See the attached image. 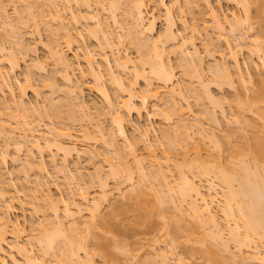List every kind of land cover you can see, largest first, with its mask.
Segmentation results:
<instances>
[{"label":"bare ground","instance_id":"1","mask_svg":"<svg viewBox=\"0 0 264 264\" xmlns=\"http://www.w3.org/2000/svg\"><path fill=\"white\" fill-rule=\"evenodd\" d=\"M11 1L12 0H10V2ZM19 1L21 2V0ZM22 1L23 3L25 1L24 5H30L31 2L40 3L38 0ZM46 1H48V6L50 5L51 8V12L49 10V19L51 18L52 20L50 19V21H54L56 24H53L58 25L57 27L52 28L49 20L47 21L46 16L48 17V15L44 13L45 10H43V12L42 10L36 12L35 7H37V5L34 6V4L31 3V7H28L29 5L26 6L29 8H27V14L29 16L33 15V17L30 18L32 22H34V20L37 21L38 19L41 24L39 22H36V24L39 23L42 25L43 23L46 26H51V28L49 27L48 29L49 31L51 30L50 32H52L54 36V38L53 36L52 38L53 40L55 39L56 44L54 47L48 48L52 55L49 57H52L55 61V65L60 67L58 73L60 72L59 74L61 75L62 80H65L66 83L64 89H59L58 86H55L58 90L53 88L56 92L52 89V93H55L54 95L56 98L57 92L63 90L62 96L65 94V97L69 102L64 100L65 97L62 99L61 96L59 98L68 103L60 102V100L53 102L55 98L53 99L54 95L51 94V96H53H50L51 100L44 101H47V106H49L50 109H53V113H50L49 110L48 112H45L47 111V109L45 110L47 107L45 106L46 104L40 106V108L39 106H36L37 104L32 105L31 102H29L30 104L25 102L23 100L24 94L27 93H25V88L27 89L29 85L27 86L26 84H30V81L25 84V87L24 85L14 84L11 77V73H15L20 66V60L18 59L16 52L13 51V48H17L19 45L26 50L25 47L27 45L23 46L24 43L22 42L23 35H19L20 39L17 40V42L21 40L22 44L19 41L20 44L19 42H15V45L11 44L6 46V44L0 41V80L8 89V92L11 95L10 97L12 98V101L9 100V102L13 105L12 107L7 105L8 107H5V109L8 108L10 110L11 108H14V112L12 111L11 113L9 111L10 115H8L9 117L7 119L0 114V139L4 142L6 149L14 147L17 150H15L17 153L22 152L23 150L27 151V162L23 165L24 167L22 169V171L25 169L26 172H24L26 176L31 172L28 170L38 171L41 175L42 173L44 175L47 174L46 162L43 159L37 161L34 158V151L42 153L44 149H50V152L54 149L63 154L64 159L61 163V169L57 167L58 163L54 157L52 158L51 165L53 168L57 167L56 169L54 168L57 171L56 173H63L66 178H69L72 181V184L79 187L82 186V182L85 184L84 180H86V175L84 176V173L79 170L75 173L68 165V158L76 155L79 158L82 156H88V159L92 161L99 159L102 154L95 148L93 150H87L85 148L83 149L81 146L83 144L80 145L83 139L89 141L88 139H90V136L94 132L99 136V138H95L96 140L98 139L97 142H99L101 138L102 144H105L103 146H105L106 152L109 154V156L107 155L105 157V161L108 163V171H104L105 169L101 165L96 166L95 169L98 168L96 171L94 170L95 173L93 172L92 175L98 181V192L90 197V194L83 190L84 192H81L79 195V198H81L80 202L76 201L75 197H72L73 203H69L64 199L55 198L51 194L49 182L44 179V176H42L43 180H40L42 178H38L39 180L36 179L37 182L35 183L37 184V187L35 185V192H31L32 194L30 193L31 195H29L31 201H33L32 203L35 204L33 206L36 208L33 210L38 218L36 223H34L30 229L31 233L27 234L26 228L22 227L18 220H13L9 215L11 209L14 207L11 199L15 196L9 198L8 194L13 191V195H17L18 191L13 189L14 185L12 182H7L5 180V173L1 172L3 167L1 166L0 264H96V257L103 259L104 261H102L105 264H113L114 262L112 261L114 258L112 257L117 255L116 252H121L126 256H132L130 249L123 244L122 239L124 235H128L125 231L131 233V236L136 237L139 236L141 232L144 233L145 231L143 230H147V228L151 229V233L162 232L161 237L166 238V240L167 238L169 239L168 241L165 240V244L169 246V249L166 247L165 251L164 247L162 252L161 250H157L158 245L156 242L159 238L154 237L149 241V246L152 247V252L154 251L153 253L150 252V255L154 258L150 256L151 258L148 259L152 262H146L147 264H194L192 259L196 257H199V259L203 258V261L205 262L202 264H264V80H262L259 88L255 90L256 92L254 91L253 96L247 99L246 95L245 99L247 100L238 103V113L236 112L232 117L227 115L228 118L225 115L226 111L221 109V114L224 115L222 116L225 117L228 122L237 124V127H239V124L240 126H244L243 123L247 126L250 125L249 122L251 121L247 118L248 114L249 116L252 115L254 117L253 119H257L255 126H253V122H251V124H253L251 126L255 128L256 133H254L258 140L254 139L253 141L256 142L251 146L248 143L247 145L249 147L246 146L247 148L241 147V149H239L235 147V149H238V156L233 153L229 154L226 158L227 162H224L221 158L228 149L225 150L223 141L227 140L226 138L230 135H226V138L224 137L225 140L221 143L220 140H217V136L214 135L215 133L212 130L213 133L210 132L209 129L204 128V124L199 120L200 118H197L198 123L195 121L192 123L193 120L190 122L189 120L191 118L188 120L186 116L188 112H184L183 109V107H185L187 111L189 109L191 110L189 97L195 98V100H197L196 102L201 101L202 104L205 101L206 103H210V106L212 104L213 108H210V106L209 108L205 107L203 110L204 117L207 120L216 123L214 125L220 123L218 122L219 120L217 121L216 116V108L220 106V101L219 98H215V95L211 92L212 90H209V85L205 84L206 81L202 79L205 75L203 71H206L204 69L207 67L204 68L206 65L203 66L202 55L199 54V49L195 44V38L191 35L190 37L192 39L194 38V40H192L187 35H183L179 28H177L178 19L174 14V9L178 7L177 4H179V0H155L156 5L163 12V29L160 33H157V35H155L154 32L158 17H155V14L150 15V18L147 16L149 15L147 0H125V10L123 8L124 12L122 13L125 16V21L123 20L124 27L121 28L124 29L126 27L124 29L126 34L125 37L128 36L126 38H129L138 46V50H136L141 54L138 55V63H136V59H133L130 54L123 55L121 48L115 46L117 44L116 41L121 45L122 38L117 39L115 37V33L109 26L110 22L108 23L107 21L109 18L110 21L112 20L111 23L114 26L115 24L118 26L120 25L118 12L121 8H119L120 3L124 0H94L95 2H92V0ZM235 1L240 7H242L243 15L232 12L230 14L231 20H229L227 16L222 18L219 10L213 6L209 0H203L208 15L211 20L217 24V29L220 33H222L228 25H230V28L233 30L236 28V31L237 29L244 28L239 32L238 39L242 38L239 41V44L242 43L240 47L245 46L249 48L248 53L250 56H256V54L260 53V55H257L260 61L259 63H256L251 59V62L248 61L247 65L249 68L255 70L259 67L264 68V48L262 47L263 45L260 44L261 41L259 43L258 38V40L252 39V35L250 36L248 32H245L252 29L255 25L258 26L261 24L264 26V23H261V17H263L262 15L264 14V6L263 8L257 6V8L259 7V9L256 8V10H258L257 12L254 10L255 14L257 13L256 18L253 17L252 12H254L253 8L256 7L254 3L257 4V2L253 3L252 0ZM261 1L264 2V0ZM4 2V0H0V29L4 28L7 31L9 30L13 35L15 34L14 36L16 38V35L19 34V24L22 25L24 21H18L19 24L16 21V23H13V19H10L11 16L7 13L9 10L7 4ZM47 3L44 4L47 5ZM93 3L96 5V8L98 7L99 12L96 8V13L93 11ZM75 4L77 6L79 5V7L85 8L84 13L76 15L77 13L73 10V5ZM39 5L37 8L41 9L43 5L40 7ZM48 6H46V8H48ZM15 7L14 12H16V16L24 12H20L18 8L16 9ZM32 10H35V13L38 14H32ZM17 11H19V14H17ZM101 11L107 12L108 18L102 17ZM67 15H71V20H75L77 22L76 24L80 23V19L85 22V24L87 23L86 25H88L90 29L86 31L88 32L86 34L91 36L93 40L96 39L95 41L100 42V45L107 49L103 64H105L104 66L111 85H114V90H117V93L119 92V94L123 96L122 99L112 98L110 92L104 86L105 84L102 83L103 75L101 73V68L97 69L95 62L92 59L87 58V68L86 70L78 69L79 74L82 79L87 76L92 80V85L89 86V88L102 97L107 109L104 112L97 110L98 115L95 113L97 117L90 111L91 109L87 107L88 105L83 100L85 82L75 80L76 68L73 67V63L67 57L65 50L63 51V49L60 48L61 44L59 40L61 39L66 47H68L67 50H71L74 49V46L84 37L82 30L76 29L75 31L73 27H70L72 24L70 25L69 23H66ZM37 16H39L40 19L37 18ZM21 17L23 18V16ZM21 19L19 18L18 20ZM253 19L255 21H252ZM180 20L183 23V28L186 29L187 23L182 19ZM73 24V26L76 27L75 23ZM17 27H19V29H17ZM37 28L39 29L40 27ZM16 29L18 31H15ZM195 31H197V29L196 27H193L192 32H194V34ZM20 34L22 33L20 32ZM5 41L6 39L4 42ZM225 43L227 51H229L228 53L233 59V64L232 66L230 63L228 64L227 59L224 60V62L221 61V64H216L217 66L213 67L214 75L212 77L214 79L210 84H214L213 86L218 90L233 88L234 91H236L235 89H240L239 92L241 91L242 94L244 92L247 93L246 89L249 87H247V83L253 81V76L242 69L243 67L240 65L237 50L234 48L233 44H231L232 42L229 41V39H225ZM12 45L14 46L13 48L10 47ZM108 52H111L115 57L116 69L110 64ZM169 52H179L180 59L187 60L185 67L187 65L189 66V59H191V63L193 64L191 57L195 59L196 64L192 65L190 63V66H193V71L197 74L196 77L201 79L198 78L199 82L196 80L198 85L193 83L194 86L186 84L185 87L178 89L175 88V67L172 65V60L170 61L167 57ZM6 61L7 63L5 64ZM184 62H182L183 65ZM41 63L42 62H37L36 66L42 70L44 64ZM196 65L197 67H195ZM33 66L35 65L33 64L31 67ZM36 66L35 68L37 69ZM190 66L189 68H191ZM196 68H198L200 72ZM121 69L125 73L132 74L133 79H131V81H134L126 82L123 79V76H121V72L119 73V70ZM209 70L211 71L212 67ZM141 79L146 83L144 91L146 94H144V96L142 95V97L138 96L136 91V85ZM153 81L157 82L162 87L170 88L172 86V89L171 91H167L164 97L162 96L163 98H160V95L162 94L154 88ZM47 84L49 85L50 83ZM15 86H18L17 88L20 89V98L17 97ZM52 86L54 85L52 84ZM35 90L34 92L38 94L39 92H37V89ZM60 91L58 93H61ZM183 91L186 93L185 95ZM186 95L189 97L187 98ZM138 97H140V99ZM151 97L160 99L159 101L161 102V105L167 107L173 114L179 115L180 118L176 120V123H173L174 127L171 125L172 129L167 128L166 132L163 133L168 141V148L162 151L160 156L157 152H153L151 154L153 160L147 159V162L148 160H152L151 162L149 161L150 163H147L145 161V156L142 154L139 155L136 150L137 147L135 148L133 145L134 143L130 142L131 140L129 139L126 126L128 123V117L133 115H136L138 120L142 119L144 114H146L148 118L150 116L152 117L151 113L148 111V104ZM178 99H181V101ZM58 101L59 104L57 105L56 103H58ZM176 101H178V103H184L185 101V104L179 105ZM60 103H62L63 106L64 104H69V109L78 107L76 109L79 110L76 111L83 115L86 119L84 120L87 121V123H91L89 126L93 129L92 134L89 127H87V129L84 128V131L82 129L81 135L76 134L71 127V129L67 126L52 128L42 125L39 123L41 121L36 123V119L34 120V118V121H31V116L39 115L41 116L39 119H41L43 116L58 114L57 107L62 106ZM205 105L208 106L207 104ZM156 110H160L161 113L164 111L163 107L162 109ZM164 112L161 115H165V120H173V117H171L173 116L172 114L170 116V114L166 112L164 114ZM246 112L248 114H246ZM101 115L110 116L112 124L111 128L100 123L99 119ZM184 115L186 118L183 117ZM83 117H81L82 120ZM244 117L249 122L244 120ZM94 121H96V125H94L95 129L92 125L95 124ZM201 123L203 126H200ZM196 129H198V132ZM89 130L90 132H88ZM144 134L145 137H147L149 135V130L145 129ZM196 135L197 139L194 140V136ZM92 136L91 138L93 139ZM79 137H82L83 139L81 140ZM79 139L81 142H79ZM229 139V143L233 144ZM120 141L125 144L121 142L122 146ZM242 142L243 141L241 140L240 143ZM145 146L149 147L150 144L146 143ZM203 147H205V153L202 152ZM178 150H183V153L180 154L181 157L177 154ZM140 156H144V158H141ZM4 157L0 158V165L5 164L6 157ZM17 157L18 159H16ZM17 157L14 158V161L18 162L21 159L18 155ZM132 169L135 170L136 173L135 171L132 173ZM133 175L135 177L138 176L136 177L137 179H134ZM148 177L150 179L152 178V183L148 182L150 181ZM110 178L113 180L116 179V181L117 179H125V181H129L134 192L138 189L141 190V192H144L146 189L148 191H145L144 194L141 195L138 190L141 198L140 195L137 198L136 196L138 195H134V192L130 191L133 192L134 195L132 198H137L134 199L136 201H134V205H129L133 208L126 209L131 211L124 210V206L122 207L123 210L118 209L119 211H115V213L111 211L112 213L110 212V215L107 213L109 216L106 218V215L102 214L104 213L102 206L103 203L108 202L110 196L114 195L112 192L116 190L119 191L120 199L118 200H121V202L126 199L121 198H124L127 193L126 191L123 193L122 189L120 191L121 184L120 188L117 185L115 186L116 188L113 186L111 190L109 185ZM138 178H141V180H143L142 182L148 183L143 184ZM144 179L149 180L144 181ZM135 180H138V182L136 183ZM155 182L157 184H155ZM145 185H147L148 188H144L146 187ZM78 189L80 190V187ZM130 192L127 194L131 197L133 195ZM138 192H135V194H138ZM120 193L122 194V197ZM128 195H126V197H128ZM111 200L112 199H110L109 202ZM131 200L128 198L130 203ZM41 201L44 203L43 206H40ZM40 207H42L43 211ZM39 211H49L48 213H50L49 215L51 217L45 213V216L40 219L39 215L37 216V214L40 213ZM85 211L88 214L85 215L87 216V219H84L83 217L85 216L82 215ZM170 212H172V214L174 213L173 216L169 215ZM64 218H68L66 220L70 219L69 224L68 222L66 223ZM7 228L10 229V237L7 236ZM152 230L154 232H152ZM123 232L125 234L121 236ZM187 242L195 243L191 249L189 248L192 253L187 251L190 255L189 257L183 258L181 256V258L178 256L176 257L177 262L173 263L168 255H174L175 259L174 249L182 247L183 245L187 246ZM193 243H188V245H192ZM230 243L234 244V251L230 249ZM195 245H198V247L194 248ZM34 248H37V250ZM161 248L159 247L158 249ZM8 250H10V253H8ZM115 250L117 251L114 253Z\"/></svg>","mask_w":264,"mask_h":264},{"label":"rangeland","instance_id":"2","mask_svg":"<svg viewBox=\"0 0 264 264\" xmlns=\"http://www.w3.org/2000/svg\"><path fill=\"white\" fill-rule=\"evenodd\" d=\"M4 1H5L4 3L7 4V7L9 9V10L7 9L8 10L7 13H8V15L11 16L10 19H13V21H14L13 23H16L18 21H24V22L26 21L25 23L23 22L22 25L19 24V22H18V24L20 25V26L18 25L20 27V29H19V27H17V29H19V31L17 29L15 30V31H18L19 32V34L17 32H15V33L18 34V35H16L17 36L16 38L14 36L15 34L13 35L9 30L8 31L10 33L6 29H4V28H1L0 29V31H1L0 32V38H1L0 41L2 43L6 44V46H9L11 44L15 45V42H17V40L20 39L19 38V35H23V38L21 37L22 40H23L22 42L24 43L23 46L27 45L25 47L26 50L24 49V47L22 48L18 44L17 45L21 49L17 45H16L17 48H15L13 45L10 46L11 48L14 47L16 49L15 50L13 48V51L16 52V54L18 56V59L20 60L19 61V64H20L19 68L16 70L15 73L14 72L11 73L12 81L14 82V84L24 85L25 87H26V85L27 86L29 85V86L33 87V88H31V87L28 86L27 89L24 87L25 88V93L27 92L26 94H24V99L23 100L25 102H28V103L31 102L32 105L37 104L36 106H39V107L40 106H44L45 104H46L45 106H47V103H46L47 101L45 102L44 100H51V97H53V96H51V94H53V95L55 94L54 92L52 93V89L53 88H56L55 86H58L59 89H62V88L64 89L66 87L65 86L66 85L65 80L63 81L62 78H61V75L59 74L60 72L58 73V69L60 67H57L55 65V61L53 60V58L52 57H49V56H52V55H51V53H50V51H49L48 48L49 47H54L55 44H56L55 39L53 40L54 36H53L52 32H50L51 30L49 31V29H48L49 27L51 28V26H49V25L46 26L43 23H42V25H40L41 22H39L40 20L38 21V19H37V18L40 19L39 16H37V18H36L37 21L34 20V22H32V20L30 18L33 17V15L29 16L27 14V12H28L27 8L32 6L31 5L32 2L30 3V1H29V3H30L31 6L29 4H28L29 5L28 6L27 4L24 5L25 4V1L23 3L22 0H21V2L19 0H12L11 2H10V0H4ZM38 1H40V3L37 2V3H32V4H34V6L37 5V7L40 4L39 5V7H40L44 3H47L48 2L46 0H38ZM209 1L211 2V4L213 6H215L219 10V13L222 16V18L225 17V16H227L228 19L231 20L230 14L232 12H236L237 14L243 15V11H242L243 9H242V7H240L239 4L235 0L234 1L236 3L233 0H209ZM252 1H253V3L254 2H257V4L254 3L256 5V7L253 8V11L254 10L256 12L258 11V10H256L257 6H261L263 8L264 2H262L261 0L260 1L252 0ZM26 2H28V1H26ZM92 2H95V1L92 0ZM124 2H125V0L120 3L119 8L120 7L121 8L119 9V12H118L119 13L118 20H120V23L119 24L120 25H123V26H120V25L118 26L116 24L114 26L111 23L112 20L110 21V19L108 18V15H107L108 13L105 12V11H101V13H102V17L108 18L107 21H108V23L110 22L109 23V26H110V29L115 33V37L117 39L118 38H120V39L122 38L121 45H119V43L116 41L117 44L115 46L117 48L118 47L121 48L123 55L124 54H130L133 59H136V63H138V61H137V59H139L138 58V55H141L137 51L138 50V46H137L136 43H133L129 38H126L128 36L125 37L126 34H125V30L124 29L126 27L124 29L121 28V27H124L123 20L125 21V16L122 14L124 12V10H125V3L126 2L125 3ZM178 2H179V4H177L178 7H176L174 9V14H175V16H177V19H178L177 28H179V30L181 31V33L183 35H185V36L187 35L188 37H190L192 35V37L195 38V41H196L195 44L197 45V47L199 49V54L202 55V60L204 61V62L202 61L203 66L206 65L204 68H206V67L208 68V69L207 68L204 69V70H206V71H203L205 75L203 76V78L202 77L201 78L206 81L205 84H208L209 85V87H210L209 90H212L211 92H213V94L215 95V98L216 97H217V99L219 98V101H220L219 102L220 103V106L217 107L218 109L216 108L217 121L219 120L218 122H220V123L217 124V125H214L216 123H213L212 121L207 120L204 117L205 115L203 114V110L205 109V107L209 108V106H210L209 105L210 103H206L205 101L203 102V104H202L201 101L200 102L198 101L199 102L198 103V102H196L197 100H195V98H193V97L191 98L188 95H186L187 98L189 97V103H190L191 110L189 109L187 111L185 109V107H183V109H184V112H186V113L188 112L187 114L186 113L185 114H186L188 120L191 118L189 120L190 122H192V120H193L192 123H194V121L197 122V118L198 119L200 118L199 120L204 124V128L205 129H209L210 132L213 131L215 133L214 135L217 136L216 137L217 140H220L221 143H222L223 140H225L226 135H230L228 138H226L227 140L223 141V143L225 145V146L223 145L224 148H225V150H227V149L228 150L225 152V154L221 158L224 162L225 161L227 162V159L226 158L229 156V154H232L233 153L234 155H237L238 156V149H235V147H237L239 149H241V147L242 148H245L246 146H248L247 145L248 143H249L250 146L253 145L254 142H256V141H253L254 139L255 140H258L257 136L255 135V133H256L255 132V128H253L251 126L253 124H254L253 126H255V123H257L256 122L257 119H253L254 117L252 115L249 116V114L246 112V114H248L247 115L248 120L251 121V122H253V124H251V122H249L248 120H246L245 117H244V120L248 121L250 123V125L248 124L249 126H247L245 123H243L244 126H240V124H239V127H237L238 126L237 124L228 122L225 119V117H223L224 115L221 114V112H222L221 109H224V111H226L225 112V115L226 116L228 115L229 117H232L236 112L237 113L239 112V108H238V105L239 104L238 103L249 99V97H251V96L254 95V91L259 88L260 84L262 83V80H264V68L259 67V68H257V70H255V69L249 68L248 65H247V63L251 59H253L252 61H254L256 63H259L260 61H259V58L257 57V55H260V53L259 54H256V56L255 55H251L250 56L249 53H248L249 48H247L245 46L244 47L243 46L240 47V45L242 43L240 42L241 44H239V41L242 38L241 39H238L239 38V34H240L239 32L242 29H244V28L239 29V30L237 29V31H236L235 30L236 28L233 30V29L230 28V25H228V26L225 27L224 31L222 33H220V31L217 29V24L214 23L213 20H211L210 16L208 15V12H207V9L204 6L203 0H179ZM41 3H43V4H41ZM123 3H124V5H123ZM147 3H148V8L147 9H148V13H149V15H147V16H149V18H150V15L155 14L154 16L155 17L156 16L158 17V19L156 21V26H155V32H154V34L157 35V33H160V31L163 29V19H162L163 18V12L156 5V1L155 0H147ZM92 5H93V8H94L93 11L95 12V8H96L95 6L96 5H94V3ZM26 6H28V7H26ZM44 6H45V8H44ZM46 6H48V3H47V5L44 4L42 6L44 9L42 7H41V9L35 7L36 8V12L37 11H40V10H42V12H43V10H45V11L47 10L46 11L47 13L44 11V13L46 15H48V17L45 15L46 16V19H47V21L49 20V22L52 25V28L53 27L55 28L58 25H55L56 23L54 21H50L51 18L49 19L50 12H51L50 5L48 6V8H46ZM14 7L16 9L18 8V10L20 12H23V11L24 12L21 13V14H19V11H17L18 12L17 14H19V15L16 16L15 15L16 12H14ZM253 7H254V5H253ZM73 8H74L73 10L75 11V13H77L76 15H79V13L80 14L81 13H84V11H85V8L79 7V5L77 6L76 4L73 5ZM123 8H124V10H123ZM92 9H91V11H92ZM257 9H259V7ZM49 10H50V12H49ZM96 10L99 12L98 7L96 8ZM93 11H92V13H93ZM255 11L252 12L253 13L252 14L253 17H256L257 16L256 15L257 13L255 14ZM103 12H105V13H103ZM263 13H264V11H263ZM32 14H36L37 15L38 13H35V10L34 11L32 10ZM20 15L23 16V18ZM105 15H107V16H105ZM18 16H19L20 19L21 18L22 19L21 20H18L19 19ZM259 16H260V14H259ZM262 16L264 17V14ZM34 17H36V16H34ZM263 17H261L262 18L261 19L262 20L261 23H264V18ZM66 18H67V20H66L67 22L66 23H69L70 25L72 24L70 27H73L75 29V31H76V29L82 30L83 31L82 34L84 35V37L81 40H79V43H77L74 46V49H71V50H67L68 47H66L65 43H63V41H61L62 40L61 39V40H59L60 41V44H61L60 48L63 49V51L65 50L67 57L73 63V67L76 68L75 80L76 81H79V82L80 81H84L85 82V84H84V88L85 89H84V94H83L84 95L83 96V100H84V102L88 106L86 104L85 105L87 107H89L91 109L90 111L92 113H94V115L97 117V115H98L97 112L98 111L104 112L107 109H106V104L103 101L102 97L99 96L95 91H93V90H91L89 88V86L92 85V80L89 77H87V76H85L82 79L81 76H80V74H79L78 69L86 70V68H87V66H86L87 58H90V59H92L95 62V65H96L97 69H100L101 68V73L103 75V81H102V83L105 84V85L104 84L103 85L110 92L112 98H114V99H118V98L119 99H122L123 96L120 95L119 92L117 93V90H114V87H113L114 85L113 86L111 85V82L109 80V76H108L107 71H106L105 66H104L105 64H103L104 63L103 62V59L105 58L107 49L104 48L102 45H100V42L95 41L96 39L93 40V38L91 36H88V34H86V33H88L86 31L90 29V27L88 25H86L87 23L85 24V22L81 21V19H80V23L81 24L80 23L76 24L77 22L75 20H73L75 22H73L71 20L72 19L71 15H67ZM24 19H26V20H24ZM180 19L184 20L187 23V25H186L187 28L186 29L183 28V26H182L183 23L181 22ZM252 21H255V20L253 19ZM36 22H39L40 24L37 23L38 24L37 25ZM78 22H79V19H78ZM53 23H55V24H53ZM73 23H75L76 27L73 26L74 25ZM53 25H55V26H53ZM77 25H79V26H77ZM262 26L263 25H261V24L258 25V26L255 25V26H253L252 29L247 30L245 32H248V34L250 36L252 35V39H255L256 40L258 38L259 39L258 42L260 43V41H261L260 44H262L263 45L262 47L264 48V26L263 27ZM35 27H36V30H35ZM37 27H40V28L38 29ZM193 27H196V29L198 31V32L195 31V34H194V32H192V28ZM232 28H234V27H232ZM3 31L4 32H8L9 34L8 33H4ZM20 32L22 34H20ZM259 32H261V33H259ZM259 34H260L261 37L259 36ZM52 36H53V38H52ZM194 38L193 39L191 38V39L194 40ZM5 39H6V41L4 42ZM14 39H16V40H14ZM225 39H227V40L229 39V41L232 42L231 44H233L234 48L237 50V54H238V59L240 61V65H242V67H243L242 69H244L246 73L251 74L253 76V81H251L250 83H247L248 84L247 87L248 86L249 87H248V89H246L247 90V93L246 92L243 93L244 95L241 93V91L239 92L240 89L239 90L238 89H235L237 92L234 91L233 88L232 89L231 88H225L223 90H218V89H216L215 86H213L214 84H210L213 81V79H214L212 77L214 75L213 74V69H214L213 67L214 66H217L218 64H221V61L224 62V60H226V59L228 61V62L226 61L228 64L230 63L231 66L233 64L232 63L233 59L230 57V55L228 53L229 51H227ZM7 41H8V43H7ZM19 41L21 42V40H19ZM262 41H263V43H262ZM9 42H10V44H9ZM20 42H19V44H20ZM22 42H21V44H22ZM133 44H135V45H133ZM238 44H239V46H238ZM208 48H209V50H208ZM108 55H109L108 58H109L110 64L112 65V67L114 69H116V66H115L116 63H115V59H114L115 57L112 55L111 52H108ZM167 55H168L167 57L170 59V61L172 60L171 61L173 63L172 65L175 67L174 68L175 74H176V84H175V88L178 89V88H181V87H185L186 84L189 85V86L190 85L191 86L192 85L194 86V84L195 85H198L197 82H199L198 80L200 78L198 77L199 78L198 79L196 77L197 74H195L196 72L193 71L194 70L192 68L193 66L192 67L190 66V63H191V59H189L190 57L187 58V59H189L188 61L190 63L189 62L188 63H189V66L191 68H189V66L187 65L188 63L186 64L187 66L185 67V63H186L187 60L185 61L182 58L180 59L179 52H177V53L176 52L175 53L169 52V54H167ZM201 55H199V56H201ZM223 56H224V58H223ZM191 58H192L193 64L195 65L196 64L195 59L193 57H191ZM181 60H183V61H181ZM36 61L37 62H42L41 64H44L43 65L44 71H43V69L41 70V69H39L36 66L37 65V62ZM182 62H184V65L182 64ZM6 63H7V61L5 62V64ZM5 64L3 63L4 66H5ZM33 64L37 67V69L35 68V66L31 67ZM195 67H197V65ZM211 67H212V70L210 71L209 69H211ZM215 68H217V67H215ZM5 69H6V67H5ZM196 69L198 70V68H196ZM121 70H119V73L121 72L120 74H121V76H123V79L126 82H133L134 81V80L131 81V79H133L132 78V74L130 75V73H127V72L125 73L123 70L122 71ZM198 71L200 72V70H198ZM198 74H200V73H198ZM196 80H197V82H196ZM29 81H30V84L27 83ZM44 82H46V83H44ZM144 82L141 79V80L138 81L139 84L137 83V85H136V91L138 93V96H140V97H142V95L144 96V94H146L144 92L145 91V85H146V83H144ZM47 83H50V84L48 85ZM51 83L54 86H52ZM153 86H154L155 89H157L158 91H160V93L162 94V95H160V98H163L164 95H165V93L167 91H171V89H172L171 88L172 86L170 88L169 87H162L161 85H159L155 81H153ZM17 87L18 86H15L16 93H17V97H19V95H20L19 90L20 89H18ZM197 88H199V87H197ZM35 89H37V92H39L38 94L35 93L36 92ZM66 89H68V88H66ZM34 90H35V92H34ZM56 90H58V88H56ZM62 91H60L61 93H58L57 92V94H56V98L57 99L55 98V95H54L53 99L54 98L55 99L53 100V102L54 101L56 102V100H60V102H63V103H68L69 102L68 99L65 97V94H64V96H62L63 95L62 94L63 93ZM183 93H184V95L186 94L184 91H183ZM10 96L11 95L8 92V89L1 83V80H0V114H2L5 119H7L9 117L8 115H10V112L11 113H12V111L14 112V110H13L14 108H11L13 105H12L11 102H9V100L12 99ZM60 96H61L62 99H64V97H65L64 100H66L68 102H64V100H61V98H59ZM245 96H246L247 99H245ZM48 97H50V98H48ZM140 97H138V98L140 99ZM73 100H72V102H73ZM159 100L160 99L155 98V97H151L150 100H149L148 111L152 115V117L150 116L151 118L150 117L148 118V116L146 114H144V117L142 119H139L138 120L137 116L136 115H133L131 117H128V123H127V126H126V130H127L129 139L131 140L130 142L131 143L132 142L134 143L133 145H134L135 148L137 147L136 150H137V153L139 155L142 154V155L145 156V158H146L145 161L146 162H147V159H152L153 160V158L151 157V154L153 152H157L159 154V156H160L161 155V152L164 151V150H166L168 148V143H167L168 141L165 138L166 136L163 135V133L166 132L167 128L168 129L169 128L172 129L173 123H176L177 122L176 120H178V118H180L179 115L173 114L171 111H169V109L167 107H164V105H161L160 104L161 102ZM178 100L181 101V99H178ZM74 102H75V100H74ZM176 102L179 105L185 104V101H184V103H181V102L178 103V101H176ZM204 103L207 104L208 106H206ZM56 104L58 105L59 104V101ZM222 104H223V106H222ZM7 105L8 106H11L10 107L11 108L10 110L8 108L5 109V107H8ZM60 105H62V106L57 107V111H58L57 113L58 114H56V115H53L52 114L51 116H43L41 119H39V117H41L39 115L31 116L30 117L31 121H34L36 119V121H35L36 123L38 121H41L39 123H41L42 125H46V126L52 127V128L53 127H60L61 128V127H65V126H67L69 128L71 127L76 134H81L82 129L84 131L85 130L84 128L87 129V127H89V129L91 130V134H92L93 129H92L91 126H89V125H91V123L90 124H89V122L87 123V121H85L86 119L83 117V115L80 114V113H78L76 111V110H79V109H76L78 107H74L73 109L72 108L69 109L68 108V105L69 104L68 105L67 104H64V106H63V104L60 103ZM160 106H161V108H160ZM221 106H222V108H221ZM162 107H163V110L166 113L170 114V116H171V114L173 115V116H171V117H173V120H171V121L165 120V118H164L165 115H161L164 111L161 113L160 110L159 111L156 110V109H162ZM211 107L213 108V105L212 104H211L210 108ZM46 109H47V111H45V112H48V110H49L50 113H53V109H50L49 106H47L45 108V110ZM71 109H72V111H71ZM42 110H43V107H42ZM8 112H9V114H8ZM165 112H164V114H165ZM72 113H73V116H72ZM101 116H100V119H99L100 120V123L104 124L105 126H108V128H111L112 127L111 126L112 124H111V121H110V116L109 115H107V116L103 115L102 117ZM36 117H38V118H36ZM81 117H83V120L84 119L85 120L83 121ZM183 117L186 118L185 115ZM250 117H251V119H250ZM33 118H34V120H33ZM88 120H89V118H88ZM99 120H98V122H99ZM174 120H175V122H174ZM259 121H261V120H259ZM95 122L96 121H94V123ZM190 122H188V123H190ZM202 123L200 124V126L202 125ZM258 124H259V122H258ZM92 125H93V127L95 129V126L94 125H96V123L95 124H92ZM245 126H246V128H245ZM242 128H244V129H242ZM145 129H148L149 130V135L147 137H145V134H144V130ZM240 129H242V130H240ZM90 130L88 132H90ZM252 130H254V131H252ZM196 131L198 132V129H196ZM207 133H208V131H207ZM93 134H92L93 136L91 135L93 137V139L90 136V139L91 140L88 139L89 141H87L86 139H85L86 140L85 141L82 137H79L81 140L83 139L82 142L79 139V142H81L80 145L83 144L81 146L83 147V149L85 148L87 150H90V149L93 150L95 148L98 152H100L102 154V156L100 157L102 160L99 158L100 160L97 159L96 161L95 160L92 161V160H89L88 159L89 158L88 156H82V157L79 158L76 155H73L72 157L68 158V165L70 166V168H72V170L75 173H77L76 171L79 170V171H81V172L84 173V176L86 175L85 176L86 177L85 178L86 180H84L85 181V184H84V182H82V186H79L80 187V190L78 189L79 187L76 186L75 184H72V181L69 178H66L63 173H60V172L56 173L57 171L55 169L57 167L61 169V165H62L61 163H62V161L64 159L63 158V154L57 152L54 149H52L51 152L49 151L50 149L49 150L48 149H46V150L44 149V151L42 153H40L39 151H34V155H35L34 158L37 161L39 159H43L46 162V166H47V172L46 173L47 174L44 175L42 173V175H41V174L38 173V171L36 172V171L28 170V171H31V172H29V175L27 174V176H26L25 169L23 171H22V169L24 167L23 165H25L26 162H27V151L26 150H23L22 152L17 153L16 152L17 150L14 147H10L9 149H6L4 142L2 141V139H0V158H2L4 156L6 157L5 164L4 165L3 164L0 165V169H1V166H3L1 172L2 173H5L4 178H5V180L7 182H12L13 183V185H14V188L13 189H16L18 191L17 195H13L14 194L13 191L8 194V197L9 198L11 196H15L13 199H11L13 201V206L14 207H13V209H11L9 215H10V217L13 220H18L20 222V224H21L22 227H25L26 228L27 234L31 233L30 232V229H31L32 225L34 223H36L37 218H38V217H36V213L33 210L34 208H36L35 206H33L35 204L32 203L33 201H31V198H30V195L35 192L34 191L35 185L37 187V184L35 183V182H37L36 179L39 180L38 178H42V176H44V179L49 182V187H50L51 194L55 198L64 199V200H66L69 203H73V200L72 199L74 197L76 198L75 199L76 201H79L80 202L81 198H79L80 197L79 195H80L81 192H84V191L85 192H88L90 194V197L94 196L98 192V190H99L98 181L96 180L95 177H93L92 173L94 172V170L96 171V169L98 168L97 167L95 169V167L96 166H100V165L105 169V170L103 169L104 171H106V172L108 171L107 170L108 169V166H107L108 163L105 161V157L107 155L109 156V154L106 152L105 146H103L105 144H102L101 138H100V141H99L100 143H99V142H97L98 139L97 140L95 139V138H99V136L96 133H94V132H93ZM81 135H79V136H81ZM244 135H246V136H244ZM83 136H84V134H83ZM94 136H96V137H94ZM242 137H244V138H242ZM194 138H195L194 140H196L197 139V135L194 136ZM222 138H224V139H222ZM228 139L233 144H230L229 141H228ZM240 139L243 141L242 143H240L241 142ZM237 140H238V142H237ZM122 141H120V144L121 145H122V143L125 144ZM146 143L150 144V146L149 147H146L145 146ZM189 147H191V146H189ZM233 147H234V150H233ZM205 151H206L205 150V147H203L202 148V152L205 153ZM182 153H183V150H181V151L178 150V153L177 154H178L179 157H181L180 154H182ZM17 155L21 159L18 162L17 161H14V158H16ZM144 156H140V157L141 158H144ZM53 157L57 160V163L59 165V166L57 165L56 168L54 167L55 169L51 165V161H52V158ZM16 159H18V157ZM129 160H131V159H129ZM149 161L150 160H148L147 163H150L151 162V161L150 162ZM130 163H131V161H130ZM134 171L135 170H133L132 173H134ZM135 173H136V171H135ZM89 176L91 177V179L92 178H94V179L91 180ZM136 177H138V176H136ZM136 177L134 176V179H137ZM149 179H144V181H147ZM151 179L148 182H151ZM40 180H43V178L40 179ZM109 180H110L109 181V183H110L109 185H110L111 190H112V187L113 186L115 187L117 185L120 188V184H121L120 191L122 189L123 193L125 191L127 193H129L130 191H133L132 188H131L132 187L131 183L129 181H125V179H117V181H116V179L113 180L112 178H110ZM138 180L140 181L141 178L140 179L138 178ZM138 180L137 181L135 180V182L137 183ZM142 181L143 180H141V182ZM148 182H145V183L147 184ZM142 183L145 184L144 182H142ZM155 184H157V183L155 182ZM145 186L146 187H144V188H148L147 185H145ZM138 190L137 191L135 190V192H138ZM139 191H140V193L142 195V194H144L145 191H148V190L146 189V190H144V192H141V190H139ZM118 192H119L118 190L113 191L112 193L114 195L112 194L113 196H110V198H109V200L110 199H112V200L110 202L108 200V202L103 203L102 210H103L104 213H102V214L103 215L105 214L106 215L105 216L106 218H108L107 216L110 215V212L111 211H113L114 213H115V211L118 212L119 210H123L122 207H124V206H125L124 207V210H126L127 208H131L132 209L133 207H131L132 206L131 204L134 205V201H135L134 199H137L139 197V195H140L139 192H138V194H135V192L133 191L134 192V195H138V196H136L137 198H132V197H134L133 192H130L133 195L131 197H130V195H128L126 193V195H128V197H126V195H125V197L123 196L124 198H121V199H125V198L126 199L125 200H122V202H121V200L120 201L118 200V199H120V197H119L120 195H119ZM141 195H140V198H141ZM121 197H122V194H121ZM128 198L130 200L132 199L131 200V203H130V201H128ZM41 203H42V205H41ZM43 204H44L43 201H41L40 202V206H43ZM129 205H131V206H129ZM40 209L42 210V207H40ZM42 211H39L40 213L37 214V216L39 215V218L40 219H42L45 216V213H46V215H48L49 217H51L49 215L50 213H48L49 211H47V212H45V211L42 212ZM126 211H129V209L126 210ZM107 213H109V215H107ZM170 213H169V215L170 216L171 215L173 216L174 213L173 214H172V212H170ZM82 215L85 216V215H88V214L85 211V213H83ZM220 215H221V212H220ZM83 218L84 219L85 218L87 219V216H85ZM106 218H104V219H106ZM66 219H68V218H66ZM66 219H65L66 223L68 222V224H69L70 219L69 220H66ZM104 221H106V220H104ZM102 222H103V220H102ZM150 230L151 229L147 228V230H143V231H145L144 233L141 232V234L139 236H136V237L131 236V233H129L128 231H125V232H127L128 235H126L123 232L121 234V236L123 234H125V235H124L123 239H122V237H121V239L123 240V244H125L130 249V253L132 254V256H126V255L122 254L121 252H116L117 250H115L114 253L116 252L117 255L114 254L116 256H113L112 257V258L115 259V261H114V259L112 261V262H114L113 264H147V263H149L151 261L149 259L151 257H153L152 255H150V252H152V247L149 246V241L152 238H154V237L159 238L157 240V242H156V244L158 245L157 247L158 248L159 247L160 248L162 247L161 249H158L157 248V250H161V252H162L163 251L162 249L164 247H165V251H166V247H167V249H169V246H167L165 244L166 238L161 237V233L162 232H154L152 230V232H154V233H151ZM6 232H7V236L10 237L11 236L10 229L7 228ZM168 240L169 239L167 238L166 241H168ZM188 243H193V242H187V246L183 245L185 247L182 246V247H179V248L174 249L175 250V259H174V255L171 256L172 254L168 255V253H167V255L170 257L169 259L173 263H176L177 262V260H176L177 258L176 257H178V256H180V257L182 256L183 258H187V257L190 256L187 251H190L191 247L195 243H193L192 245H188ZM167 244H169V243H167ZM233 245H234L233 243H230V249L234 251L235 249H234V246ZM195 246H194V248H197L198 247V245L196 247ZM34 249L37 250V248H34ZM8 253H10V250H8ZM194 254H196V253H194ZM16 256L18 257L17 254H16ZM197 256H199V255H197ZM95 260H96V264L97 263L98 264H105L103 262L104 261L103 259H100V258H97L96 257ZM173 260H175V261H173ZM192 261L194 262V264H202L203 262H205V261H203V258L199 259V257L198 258L196 257V258L192 259Z\"/></svg>","mask_w":264,"mask_h":264}]
</instances>
